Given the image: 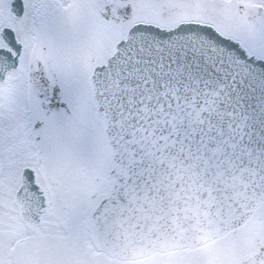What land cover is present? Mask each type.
<instances>
[{
    "label": "snow or ice",
    "instance_id": "snow-or-ice-1",
    "mask_svg": "<svg viewBox=\"0 0 264 264\" xmlns=\"http://www.w3.org/2000/svg\"><path fill=\"white\" fill-rule=\"evenodd\" d=\"M0 264H264V0H0Z\"/></svg>",
    "mask_w": 264,
    "mask_h": 264
}]
</instances>
